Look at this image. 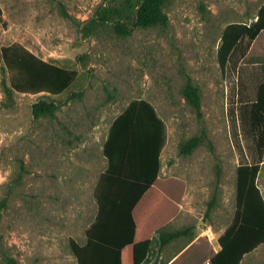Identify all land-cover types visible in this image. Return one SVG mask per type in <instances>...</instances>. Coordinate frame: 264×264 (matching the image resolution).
Listing matches in <instances>:
<instances>
[{
	"label": "rangeland",
	"instance_id": "1",
	"mask_svg": "<svg viewBox=\"0 0 264 264\" xmlns=\"http://www.w3.org/2000/svg\"><path fill=\"white\" fill-rule=\"evenodd\" d=\"M142 1L0 0V264H79L71 240L83 245L96 217L103 146L113 120L139 99L166 124V174L188 186L169 230L191 228L155 246L146 264H167L200 238L220 250L238 168L260 160L249 115L264 82V35L241 42L225 70L218 50L225 27L256 22L264 0H169L166 24L148 25ZM10 45L79 76L59 95L6 90L22 77L3 60ZM188 78L200 88L202 117L184 96ZM42 102L54 113L36 116ZM194 137L201 143L183 154ZM257 184L264 196V161ZM241 264H264V244Z\"/></svg>",
	"mask_w": 264,
	"mask_h": 264
},
{
	"label": "trees",
	"instance_id": "2",
	"mask_svg": "<svg viewBox=\"0 0 264 264\" xmlns=\"http://www.w3.org/2000/svg\"><path fill=\"white\" fill-rule=\"evenodd\" d=\"M169 0H143L138 17L142 25L166 24L164 8ZM107 20L106 12L102 15ZM2 11L0 9V20ZM264 35V5L256 22L230 23L222 34L218 61L225 70L229 59L241 42H257ZM10 45L1 50L10 70H19L20 82L6 90L20 92H48L59 95L78 78L79 72L45 62L26 49ZM184 96L202 117L200 88L188 78ZM54 104L35 105V115L53 114ZM257 137L260 160L245 164L237 171V208L231 227L220 237L216 251L208 238H200L167 264H241L245 255L264 244V196L257 184L264 161V82L258 86L256 101L249 115ZM166 124L152 103L132 101L112 122L103 146L109 163L96 189L98 215L87 230V243L71 240L72 250L79 264H146L152 254L155 233L161 231L179 212L187 192L185 180L159 178L161 153L166 143ZM194 137L181 147L190 154L201 143ZM143 170H137V166ZM5 202L0 203L1 206ZM212 206L209 208V210ZM152 222V225L149 224ZM190 227L174 232H161L159 249L190 233Z\"/></svg>",
	"mask_w": 264,
	"mask_h": 264
},
{
	"label": "crops",
	"instance_id": "3",
	"mask_svg": "<svg viewBox=\"0 0 264 264\" xmlns=\"http://www.w3.org/2000/svg\"><path fill=\"white\" fill-rule=\"evenodd\" d=\"M160 117V116H159ZM167 140V139H166ZM165 147H166V143H165V145H164V147H163V149H162V153H161V170H160V173H159V178H161V179H167V178H171V177H175V178H179V179H182V180H184L183 178H181V177H178V176H174V175H167L166 174V172H165V167H164V165H163V154H164V151H165ZM106 158V157H105ZM106 161H107V164H106V167L104 168V170H103V172H102V174H104L107 170H108V168H109V163H108V160H107V158H106ZM136 169L138 170H143L144 168H143V166H137L136 167ZM101 174V175H102ZM100 178H101V176H100ZM100 178H99V180H100ZM98 185V184H97ZM184 198V197H183ZM182 201H183V199H182ZM181 211H182V202H181V204H180V206H179V212H178V214L174 217V218H172L171 219V221L161 230V231H158V232H156L155 233V237H154V243H153V246H160V244L158 243V240H159V235H160V233L161 232H174V230H169V228H171V227H173V225L174 224H176V221H177V219H178V217H179V215H180V213H181ZM97 215H98V210H97V214H96V217H95V219H94V221L91 223V225L86 229V236H87V230L93 225V223H95V221H96V219H97ZM149 224H151L152 225V222H150ZM175 231H177V230H175ZM175 240H177V239H175ZM174 241V240H173ZM172 242V241H171ZM170 242V243H171ZM87 243V239H86V242L84 243V244H86ZM170 243H168L167 245H165V246H169V244ZM193 242H191V243H189L187 246H191V244H192ZM181 252H183V251H180V253L179 254H177L172 260H174V259H176L179 255H181L182 253Z\"/></svg>",
	"mask_w": 264,
	"mask_h": 264
}]
</instances>
